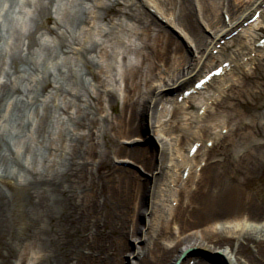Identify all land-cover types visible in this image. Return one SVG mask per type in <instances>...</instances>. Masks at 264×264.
Instances as JSON below:
<instances>
[{"label": "bare ground", "instance_id": "6f19581e", "mask_svg": "<svg viewBox=\"0 0 264 264\" xmlns=\"http://www.w3.org/2000/svg\"><path fill=\"white\" fill-rule=\"evenodd\" d=\"M83 1L84 15L72 19L79 31L94 24L97 13L112 27L132 26L130 36L138 43L112 54L97 51L105 42L94 40L76 49L67 30L59 33L63 25L52 15L54 0H37V31H44L42 37L53 35L65 60L72 58L82 69L68 70L74 77L66 80L68 72L41 73L34 59L39 42L30 35L9 69L1 71L6 80L0 83V131L7 111L21 104L33 110L30 134L38 139L50 136V104L61 108L68 127L51 139L48 151L55 163L43 170L22 162L0 133V264H13L28 249L39 254L35 264H124L126 256L139 257L131 264H179L194 248L204 247L221 252L229 264H264V113L257 111V101L264 98V47H256L264 25V0ZM250 12L261 15L245 27ZM164 23L185 37L191 53L159 29ZM122 44L118 37L116 45ZM233 45L237 49L229 54ZM116 55L122 57L117 75L124 82L119 110L116 91L106 90L107 79L116 78L103 79L116 69L101 61ZM226 62L227 74L212 79L206 92L177 101L218 63ZM235 71L239 78L230 83ZM72 81L77 90L71 88ZM105 102L114 117L103 116ZM193 107L198 109L192 114ZM207 118L213 121L206 125ZM119 123L126 128V141H140L153 128L157 146H123ZM177 132L186 135V144L191 138L202 144L195 157L188 154L194 144L188 150L175 149ZM209 141L211 148L206 147ZM247 142L257 144L240 154L239 147ZM166 146L169 161L162 168ZM124 155L132 156L128 163L151 174L152 180L131 177L126 167L112 164ZM200 166L195 187L179 191ZM12 167L20 183L5 173ZM88 176L92 183L86 200L83 178ZM259 181V190L247 189ZM152 183L158 191L152 192L150 204ZM17 211L30 223L27 233L18 237L11 228ZM145 218L148 225L139 222Z\"/></svg>", "mask_w": 264, "mask_h": 264}, {"label": "rangeland", "instance_id": "374dc122", "mask_svg": "<svg viewBox=\"0 0 264 264\" xmlns=\"http://www.w3.org/2000/svg\"><path fill=\"white\" fill-rule=\"evenodd\" d=\"M84 1L83 0H54V7L52 9L53 11V17L58 18L60 23L63 25V30L59 33H66L67 30L69 34H71V37L68 35L69 42L72 43V46H74L76 49L84 44L86 45V41L94 40V41H100V43H104V45L97 48V51L100 49H104L109 51L110 54H112V50H115L117 53H122L125 51V47L130 44H136L138 41H136L134 38H132L130 35V32H132L133 27L130 26L129 29L125 27V25L120 28L118 26L112 27L111 25L107 24L106 22H102L97 13H94V16L91 25L85 27L84 31H79L77 26L74 25L72 22V19L75 16H83V9H84ZM37 3V0H0V83L4 82L6 80L5 75L1 74V71H7L10 67L9 63L12 60V58L19 53L20 47H23L24 45L28 44V37L30 35L34 36V38L39 42L38 46L34 48L35 55L34 59L36 60L38 64V69L41 73H45L50 71L51 73L58 74V72H68L70 69L78 70L82 69L81 65L78 64V62H75L72 58H69L65 60V53H62L60 51V48L56 44V38H54L53 35L47 34L42 37L41 34L44 33V31H37V25H34L33 22V13L35 10V4ZM253 12H250L249 17ZM248 17V18H249ZM51 27H54L53 24H50ZM160 30L163 32H166L170 37L173 39H176L183 48L186 49L187 53H191L192 48L189 46L187 40L185 37H182L180 33L170 26L166 25L165 23L162 25V27H159ZM262 32L260 36H264V25H262L261 28ZM155 32V31H154ZM241 32V31H240ZM238 32V33H240ZM66 33V34H68ZM252 33V32H251ZM60 34V35H61ZM207 35H209V32H206ZM251 35V34H250ZM42 37V38H41ZM108 37V38H107ZM120 38L123 40L122 46L116 45V39ZM80 43V44H79ZM79 44V45H78ZM237 49L236 46H232L229 48L228 53L231 54L233 51ZM26 50V46H25ZM217 51L214 50L213 52ZM214 54V53H213ZM24 56H27V51L23 53ZM122 57L121 56H114L111 58L103 57L101 61L103 62V65L107 67V65H111L112 68L116 69V71H113L111 73H108L106 76L103 77V79H106L107 76H110V78H116V82L107 79V87L106 90H113L116 91L118 96V102L116 104L115 109L119 110L121 103L123 101L124 96V82L123 80L119 79L118 72L121 70L122 66ZM221 63V62H219ZM219 63L217 65H219ZM254 66V65H253ZM6 69V70H4ZM249 71H253L254 67H247ZM84 73V78L88 82V84L91 82L88 77H86V71H82ZM232 82L230 83H236V81L239 78V73L234 72L232 74ZM74 77L72 74V77L70 73L65 77L66 78ZM113 78V79H114ZM75 81V80H73ZM72 81V82H73ZM215 84L218 86L220 85L219 81L215 82ZM189 86V85H187ZM71 88L77 90L78 86L74 85V82L71 86ZM102 89V88H101ZM205 92V91H204ZM70 99V98H69ZM70 101V100H69ZM61 102V101H60ZM61 104V103H60ZM63 105V103H62ZM257 111H260L261 113H264V98L259 99L257 101ZM198 108H191L189 111L193 113L197 112ZM103 116H113L114 114L112 110L108 107L107 103L105 102L103 104ZM162 107L161 105L158 106L157 112H161ZM33 110L28 107L27 105H18L15 107H11L7 111L8 118L6 121L2 123V128L0 133L4 136V138L8 141V143L11 145V148L19 154V158L22 162H25L27 166L31 168H36L38 170H43L44 167H50L55 162H53V158L50 156V152L48 151V148L51 143L52 138H59L62 133H65L64 129L68 127V123L66 121V117L64 112L61 110V108L56 107L53 104H50V106L47 108V111L49 112V120H48V130L50 132V136L42 140L41 138L38 139L36 134H30L32 121L34 120L33 116ZM73 112L74 109L72 110ZM33 116V118H31ZM169 116V115H168ZM170 117V116H169ZM168 117V118H169ZM33 120H31V119ZM212 119H208L204 122V124H209ZM118 128V135L120 138V142L123 146L127 147L128 149H140V148H148L150 146L155 147L156 145V136L153 135V128H150L146 133L143 134V137L140 139V141H137L138 138L130 139L129 141L125 139L126 137V128H124L122 123L117 124ZM227 130H224V134L227 135ZM216 132H220L219 129H217ZM177 137V142L175 143V149L179 150L181 148L182 150H188L189 147L192 145V142H196L198 139L191 138L189 141V144H186V135H184L183 132H177L174 134ZM102 141V140H101ZM258 142V141H257ZM257 142H247L243 146L239 147L238 151L240 154H243L244 152H247L248 146H254L257 144ZM245 143V142H244ZM155 145V146H154ZM159 147V146H158ZM165 151V157L161 163V167L165 168L167 166V163L169 161V155H168V147L166 146L164 148ZM183 153V152H181ZM208 158V155H206L203 159L204 161ZM182 158H180V161ZM129 161H133V157L130 155H124L120 159H114L112 164L115 166L120 167H126L129 170V175L131 177L142 179H151L152 175L145 172L142 168L139 166H135L132 163H128ZM202 164V165H203ZM200 167L196 169L197 176L193 178L190 182L182 183L179 191H181L184 188L193 189L195 187L196 181L199 178L200 175ZM10 179H12V182L20 183L19 177H15V175H18V172L15 168L8 169L7 172H5ZM155 175H158L157 172ZM180 174H177L179 176ZM90 176L84 177V188H87L83 192L82 198L87 200V197L89 195V188L88 185L92 183L91 179H89ZM186 180V179H184ZM262 182H253L250 183L247 187L248 190H259L262 187ZM152 186L149 188V202L150 204L153 201V195L152 192L154 190L158 191V189H155V186L153 183ZM83 188V189H84ZM92 199V198H90ZM174 206L177 205L176 202L172 203ZM142 225H148L146 224L147 219L145 218L142 222V220L139 221ZM30 223L25 221L23 217L21 216L20 212L17 211L14 214L11 228L14 232L15 236H23L27 233L29 229ZM145 231L147 232V226L145 228ZM140 246H143L144 243L139 242ZM39 254L36 250L28 249L26 252H23L21 256L19 257L18 261H14L13 264H35L37 262ZM139 257H132L129 258L126 256L124 264H131L132 260L136 261ZM180 259V258H179ZM196 261H202L207 262L208 264H229L228 259H226L225 256L222 255L221 252L212 251L204 248H194L193 252L185 256L184 260L182 259V262L179 264H182L183 262H188L189 264H194ZM174 263V262H173Z\"/></svg>", "mask_w": 264, "mask_h": 264}, {"label": "water", "instance_id": "95a60500", "mask_svg": "<svg viewBox=\"0 0 264 264\" xmlns=\"http://www.w3.org/2000/svg\"><path fill=\"white\" fill-rule=\"evenodd\" d=\"M184 257V256H183Z\"/></svg>", "mask_w": 264, "mask_h": 264}]
</instances>
